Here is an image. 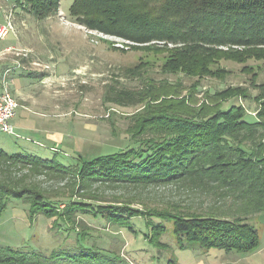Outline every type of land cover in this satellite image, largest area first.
<instances>
[{"label":"trees","instance_id":"trees-1","mask_svg":"<svg viewBox=\"0 0 264 264\" xmlns=\"http://www.w3.org/2000/svg\"><path fill=\"white\" fill-rule=\"evenodd\" d=\"M23 1L38 17L54 11L59 3ZM69 14L87 29L146 44V49L168 50L161 66L166 73L222 77L227 71L218 65L220 60L264 59V0H73ZM197 80L186 97L176 90L180 83L168 80L138 91L114 88L109 101L121 106L145 102L142 112L131 118L135 147L68 166L54 156L9 154L0 148V214L8 200L16 198L30 205L32 217L43 214L58 225L68 224L71 216L76 221L78 212L93 206L92 215L131 232L135 217H142L153 235L163 232V222L169 221L181 248L179 241L204 250H254L259 243L257 231L247 220L264 210V100L255 120L248 121L242 105L223 108L229 98L245 95V88L204 91L203 100L195 105L190 101L199 88ZM166 87L174 90H161ZM41 176L67 179L75 192L92 199H97L90 189L96 184H185L209 188L215 197L208 211L184 214L71 199L60 210L33 181ZM85 230L77 233L73 249L57 248L48 254L0 245V264H126L117 253L85 246L82 240L89 235Z\"/></svg>","mask_w":264,"mask_h":264},{"label":"rangeland","instance_id":"rangeland-1","mask_svg":"<svg viewBox=\"0 0 264 264\" xmlns=\"http://www.w3.org/2000/svg\"><path fill=\"white\" fill-rule=\"evenodd\" d=\"M72 1L59 0L54 11L38 17L22 0H0V26L9 27L7 36L0 38V46L14 44L19 37L26 46L20 55L40 62L39 66H35L38 68L42 67L41 63L48 64L51 78L44 83L53 88L49 96L51 106L41 108L42 113L37 110L39 106L37 109L17 107L16 119L22 125L39 129L49 125L62 138L54 140L58 152L53 153L38 144V141H46L42 140L44 134L39 130L27 132L25 138L0 132V148L8 152L35 153L30 145L44 150L43 155L47 158L54 156L58 162L68 166L135 147L137 142L136 137L131 135L134 124L131 118L142 112L145 102L121 106L109 101L107 96L114 88L138 91L144 85L159 86L166 80L170 84L180 83L176 90L185 96L191 83L200 79L195 98L190 101L195 105L203 100L204 91L214 93L227 87H243L247 93L229 98L223 103V108L240 104L246 111L245 118L255 120L264 100V59L249 58L243 63L220 60L218 65L227 71L222 77L206 75L208 77L196 78L181 73H166L161 66L170 53L167 49L162 51L157 46L146 49V44L87 29L73 22L69 14ZM244 66L248 68L242 69ZM36 75L42 77L40 73ZM38 77H24L22 80L29 87L33 84L42 86ZM29 87L25 88L26 93ZM161 90L172 92L174 88ZM245 148L249 150L251 144L247 143ZM33 179L60 210H64L66 200L71 199L178 214L205 212L211 208V197L214 195L209 188L206 190L185 184H96L90 189L97 199H92L86 197V193L75 192L74 185L67 179L55 176ZM93 211L92 206L85 212H78L76 217L79 222L71 216L68 224L62 221L55 225L53 218L43 214L32 217L27 202L11 198L0 214V245L48 254L53 249L76 247L77 233L86 228L89 235L82 240L85 246L105 253H117L126 264H168L169 260L175 264H264V210L247 220L256 229L259 240L257 247L247 252L214 247L204 250L197 244L179 241L183 246L181 248L169 221L163 222L166 228L163 232L153 235L142 217L131 219L134 227L131 232L102 216L92 215ZM149 235L150 239L147 238Z\"/></svg>","mask_w":264,"mask_h":264},{"label":"crops","instance_id":"crops-1","mask_svg":"<svg viewBox=\"0 0 264 264\" xmlns=\"http://www.w3.org/2000/svg\"><path fill=\"white\" fill-rule=\"evenodd\" d=\"M2 26V25H1ZM12 29V27H11ZM9 32V31H8ZM8 32L5 34L4 37L7 36ZM18 37V36H17ZM23 47H26L18 37L17 41L14 44H5L0 46V91L4 89H8L14 98L17 101L18 107L27 106V107H34L39 110V113H42L41 108H48L50 105V94L53 91V88H50L48 84L44 83V80H48L51 78L49 66L48 64H42V67H35L39 66L40 62L36 60H32L30 57L26 58L22 55H16L17 50H23ZM22 48V49H21ZM34 63H39V65H34ZM48 66V67H45ZM39 70V71H38ZM36 73L42 74V77H38ZM38 77L39 83L42 86H36L33 84L31 87L25 84L22 80L24 77ZM46 78V79H42ZM30 88L28 93H26L25 88ZM14 126V132L16 137L25 138L27 132L39 130V132L43 133L42 140L45 139L46 141H38L40 146H45L52 151L53 153L58 152L56 145H54V140H61V136L58 132L54 129H51L48 126L41 127L40 129L36 126H27L18 123L16 119V112L15 116L12 120ZM55 131V132H54ZM8 134V133H6ZM23 134V135H22ZM22 135V136H21ZM27 138V137H26ZM61 138V139H60ZM29 147L35 151V153H20V152H8L5 149L1 148L5 152L9 154H31L41 158H47L44 154V150L42 149H34V147ZM37 154V155H36ZM53 157V156H52ZM50 159V158H47Z\"/></svg>","mask_w":264,"mask_h":264},{"label":"built area","instance_id":"built-area-1","mask_svg":"<svg viewBox=\"0 0 264 264\" xmlns=\"http://www.w3.org/2000/svg\"><path fill=\"white\" fill-rule=\"evenodd\" d=\"M10 28L11 25L9 24ZM8 26H0V38L8 32ZM21 50L16 51V55H20ZM39 65V63H34ZM48 67V66H45ZM18 107L17 101L8 89L0 91V132L12 134L14 126L12 120L15 116V110Z\"/></svg>","mask_w":264,"mask_h":264}]
</instances>
